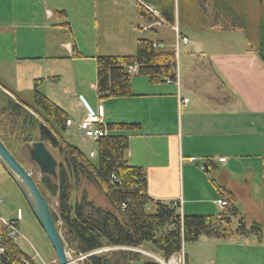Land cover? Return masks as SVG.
<instances>
[{
    "label": "crops",
    "instance_id": "0c3cea01",
    "mask_svg": "<svg viewBox=\"0 0 264 264\" xmlns=\"http://www.w3.org/2000/svg\"><path fill=\"white\" fill-rule=\"evenodd\" d=\"M136 3L0 0V87L30 106L38 81V90L74 122L94 112L101 103L106 126L138 124L136 129L106 127V134L127 136L125 157L129 164L144 169L148 196L162 202L179 200L181 214L219 213L223 208L216 200L225 198L220 195L221 189L234 194L235 206L241 202L253 204L254 189L259 190L264 203L261 58L250 48L214 49L206 54L202 50L185 51L181 56L180 44L187 47L189 36L183 31L189 41H178L176 47V32L171 25L144 18L143 23L131 22L127 19L131 16L129 9L134 12ZM179 12L180 2L174 0L178 31ZM204 22L200 20L195 27H209ZM133 26L140 32H152L153 37L147 38L161 43L159 50L176 48V80L151 83L146 76L133 80L134 71L130 72L132 95L100 98L95 57L133 55L137 39L146 37ZM143 26L149 28L142 31ZM162 28L174 32V43H168L165 49L159 36ZM196 43L200 45L201 41ZM232 43L228 39L225 44ZM180 97L188 101L178 106ZM191 157L194 160L190 161ZM250 247L257 248L254 244ZM183 256L187 264L191 256Z\"/></svg>",
    "mask_w": 264,
    "mask_h": 264
},
{
    "label": "trees",
    "instance_id": "16d2710c",
    "mask_svg": "<svg viewBox=\"0 0 264 264\" xmlns=\"http://www.w3.org/2000/svg\"><path fill=\"white\" fill-rule=\"evenodd\" d=\"M183 1L186 9L190 8L187 12L191 16L196 15L194 5L204 10L207 3V0ZM211 4L210 20L206 22L208 16L205 13L206 21L202 22L216 29H243L249 48L264 63V0H211ZM146 6L155 9L158 16ZM136 11L148 22L175 23L174 0H137ZM178 15L180 18V13ZM252 21L256 24L255 47L250 33ZM152 43V39L140 37L133 55L95 57L96 91L100 98L132 95L133 75L127 70L129 65H135V74L146 76L151 83L176 80V51L159 50ZM38 83H34L33 106L18 103L12 94L0 90V138L26 169V163L19 155L25 143L42 141L56 158V210L51 206L50 209L57 217L55 224L67 250L73 257L86 255L80 264H131L134 261L159 264L144 258L140 252L113 247L141 248L148 244L153 252L168 260L181 252L184 242L194 241L199 236L220 239L249 234L261 236L262 225L257 222L248 225L245 214L234 204V194L225 189L219 191L226 198L227 206L219 213L208 215L181 214L178 201L162 202L148 196L144 169L129 164L125 157L126 135L99 137L96 140L97 165L92 163L88 155L65 139L63 131L67 115L38 90ZM106 127L136 129L138 124L112 123ZM86 180L104 197L107 206L88 198L82 184ZM37 182L49 203L48 191ZM262 186L264 190V179ZM0 231L4 248L0 252V264H40L22 251L1 225ZM103 248L107 249L101 250Z\"/></svg>",
    "mask_w": 264,
    "mask_h": 264
},
{
    "label": "rangeland",
    "instance_id": "374dc122",
    "mask_svg": "<svg viewBox=\"0 0 264 264\" xmlns=\"http://www.w3.org/2000/svg\"><path fill=\"white\" fill-rule=\"evenodd\" d=\"M180 1V0H179ZM183 0L180 1V22H179V31L178 33L185 32L189 38L191 43L186 47L180 44V55L183 56L184 52L190 51H201L203 53H207L210 50H224V49H234V48H249V44L246 39V33L243 29H230V28H196L195 25L198 24L201 18H204L202 21H206V15L208 19L211 17L212 4L211 0H207L205 9L203 10L201 7L194 5L193 8H196V15L191 16L184 5ZM131 16H129L131 22L135 23L140 21L143 23L142 17H136V6L133 12V9H129ZM206 10V11H205ZM198 11V12H197ZM128 12V9H127ZM157 12V11H156ZM188 13V14H187ZM206 13V15H205ZM158 14V12H157ZM178 16V15H177ZM223 22L224 20L221 19ZM208 24V23H207ZM256 24L251 22L250 33L253 40V47L257 44V33H256ZM174 26V25H173ZM134 27V26H133ZM135 28V27H134ZM137 33L141 35L153 37L152 32H140L138 28H135ZM160 38L164 40L165 46L163 49L167 48L168 43H174V32L170 29L165 30L161 29ZM179 35V36H180ZM228 39H232V45L225 44ZM200 42V45L196 42ZM162 49V48H161ZM176 50V48H174ZM178 52V53H179ZM9 73H6L8 75ZM134 78H144L141 75H134ZM33 106V102L30 104ZM74 130V134H75ZM63 135L65 139L77 146L81 151H83L86 155H88L91 149H95L96 146L94 143L87 141L83 143L79 138L72 135L70 129H66L63 131ZM20 157L26 163L27 169L30 172L35 174L38 178L40 177L37 166L34 162H32L25 148H20ZM92 163L97 165V159L95 157H90ZM25 165V164H24ZM83 186L85 187L88 198L92 199L101 206H107L106 200L104 197L92 186L91 182L83 181ZM254 203L251 205H245L242 202L236 205V208L239 209L240 212L244 213L246 216V221L249 224L253 222L260 223L262 225V234L259 238L254 235L248 236H236L227 239L220 238H211L206 236H199L194 241H186L182 245L181 254H175L173 258L175 261H179L181 259V255L189 254L191 257L189 258V262L187 264H264V203L261 198V193H259L258 189H254ZM0 196L4 198V202L0 205V216L4 218H12L15 216L17 208H19L22 212L21 219L19 220V233L14 240L16 244L21 248L25 253L32 255L37 261L46 262L50 264L51 260L54 256L53 248L47 239L45 233L43 232L41 226L38 224L37 220L31 213L28 205L24 201L22 195L20 194L17 186L14 181L10 178L8 173L6 172L4 166L0 162ZM49 200V204L51 208L56 210V199L54 196L50 194L47 196ZM246 211V212H244ZM256 245L257 248L254 250L250 247V245ZM141 253L145 256L144 258L152 259L147 253L157 255L158 258L162 259L158 254L153 252L148 244H145ZM243 252L246 254L243 258ZM192 254V255H191ZM163 260V259H162ZM173 260V259H172ZM171 260V261H172ZM167 262L166 260H163ZM174 261V260H173ZM174 261V263H175ZM181 262L182 259H181ZM131 264H143L139 261L131 262ZM161 264V263H159ZM185 264V263H184Z\"/></svg>",
    "mask_w": 264,
    "mask_h": 264
},
{
    "label": "water",
    "instance_id": "95a60500",
    "mask_svg": "<svg viewBox=\"0 0 264 264\" xmlns=\"http://www.w3.org/2000/svg\"><path fill=\"white\" fill-rule=\"evenodd\" d=\"M0 90H2L1 87ZM24 147L29 159L38 168L39 180H36L32 173L15 158L1 138L0 162L9 171L24 201L49 240L58 264H72L67 256L65 242L55 224L57 217L53 215L37 182L43 184L52 196L56 195L57 183L53 180L57 178V160L42 141L28 142L24 144Z\"/></svg>",
    "mask_w": 264,
    "mask_h": 264
},
{
    "label": "built area",
    "instance_id": "2783aa9c",
    "mask_svg": "<svg viewBox=\"0 0 264 264\" xmlns=\"http://www.w3.org/2000/svg\"><path fill=\"white\" fill-rule=\"evenodd\" d=\"M146 8L152 12L155 16H158L157 12L155 9H153L150 6H146ZM157 22H161V23H165L162 20L157 21ZM149 27L147 26H143L141 27L142 31L147 30ZM172 28L175 30L176 32V44L175 46H178V41H181L182 43H187L189 40L187 37L185 36H179V34L177 33V27L176 26H172ZM152 46L157 48L159 46H161V43H152ZM127 70L129 72H134V66L133 65H129L127 67ZM188 101L187 98H178V106H181L182 104L186 103ZM103 116H104V108L103 105L101 103H98L96 106V109L94 112H89L87 114H85L83 117H81L77 122H74L71 118H67L65 121L66 126L70 127L72 131H76L75 132V136L79 137V139L81 141H91V142H95L99 137L101 136H105L106 135V126L103 122ZM90 156H94L95 152L94 151H90L89 153ZM190 161L194 160L193 157L189 158ZM221 161L224 160V158L220 159ZM3 200L0 197V205L2 204ZM216 204H218V206H220L221 208H224L225 206H227L228 202L225 198H218L216 200ZM21 219V212L20 210H17L16 215L12 218H4L2 216H0V225L3 227V229L5 230V232L12 238H15L17 235H20L19 233V229H18V223L19 220ZM2 241V233L0 231V252L2 253L4 251V248L1 244ZM137 251H141L139 249H135ZM150 257L154 258L155 260L161 262V264H170L171 260H168L167 262L161 260L160 258H158L155 255H152L150 253H147ZM86 255H79V257L77 258H72L70 256V254L68 253V257L70 258V260L73 263H77L78 260H81L85 257ZM181 259L183 262H181ZM181 259L179 261H175V264H184V260H183V256L181 255ZM42 264H48L45 262H42ZM51 264H56L55 260L51 262Z\"/></svg>",
    "mask_w": 264,
    "mask_h": 264
},
{
    "label": "bare ground",
    "instance_id": "6f19581e",
    "mask_svg": "<svg viewBox=\"0 0 264 264\" xmlns=\"http://www.w3.org/2000/svg\"><path fill=\"white\" fill-rule=\"evenodd\" d=\"M134 66V71H136V66L135 65H133ZM168 264V263H167ZM170 264H175L174 263V261L172 260V261H170Z\"/></svg>",
    "mask_w": 264,
    "mask_h": 264
},
{
    "label": "flooded vegetation",
    "instance_id": "af4514ba",
    "mask_svg": "<svg viewBox=\"0 0 264 264\" xmlns=\"http://www.w3.org/2000/svg\"><path fill=\"white\" fill-rule=\"evenodd\" d=\"M10 178L12 179V177L10 176Z\"/></svg>",
    "mask_w": 264,
    "mask_h": 264
}]
</instances>
